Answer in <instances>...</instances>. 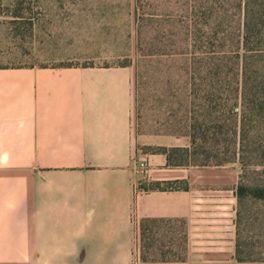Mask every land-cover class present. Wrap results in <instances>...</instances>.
I'll use <instances>...</instances> for the list:
<instances>
[{"label": "crops", "instance_id": "0c3cea01", "mask_svg": "<svg viewBox=\"0 0 264 264\" xmlns=\"http://www.w3.org/2000/svg\"><path fill=\"white\" fill-rule=\"evenodd\" d=\"M1 1L0 264H231L241 172L141 154L137 66L82 65L122 45L113 17Z\"/></svg>", "mask_w": 264, "mask_h": 264}, {"label": "rangeland", "instance_id": "374dc122", "mask_svg": "<svg viewBox=\"0 0 264 264\" xmlns=\"http://www.w3.org/2000/svg\"><path fill=\"white\" fill-rule=\"evenodd\" d=\"M96 1V13L106 15V19L113 17V26L121 28L122 45L106 47L104 52L100 48L95 59L82 65L137 66V147L141 154L166 149L173 161L183 166H232L241 172L239 184L263 186L264 43L251 39L254 49L261 50V57L252 60L250 87L242 94L235 54L244 36L243 1ZM21 2L22 7L33 5V0ZM7 8L0 0V23L11 14ZM202 44L226 52L231 60L221 88L208 65L202 71L201 57L197 56V46ZM197 125L202 129L198 131ZM241 142L246 167L239 160ZM243 211L250 217L245 226L247 234L256 236L264 218V204L247 198ZM146 258L154 263V256ZM231 264H236L235 259Z\"/></svg>", "mask_w": 264, "mask_h": 264}, {"label": "trees", "instance_id": "16d2710c", "mask_svg": "<svg viewBox=\"0 0 264 264\" xmlns=\"http://www.w3.org/2000/svg\"><path fill=\"white\" fill-rule=\"evenodd\" d=\"M244 4V36L243 42L238 45L237 54L238 64L240 66V72L242 76V82L239 85V90L242 94H247L250 87V71L251 62L255 58L261 57V50L254 49L256 45L251 43L252 38L259 39L256 43H264V0H242ZM259 46V45H258ZM197 56L201 57L199 63L204 67L208 65L209 73L215 72L217 78L218 88H221V84H225L224 77L226 76L225 69L227 64L231 62L227 57L226 52L217 51L207 44L197 46ZM70 65V64H63ZM128 63L125 66H130ZM223 72V74H222ZM228 77H230L228 75ZM202 129L200 125H197V130ZM244 142H241L239 146V160L241 164L246 167L244 161ZM155 154H164L167 156L170 166H183L173 161L172 156L168 154L166 149H160ZM262 161L260 166L264 167V144L261 147ZM152 190H173L177 188L187 189L184 184H178L173 182L154 183L150 187ZM247 198H251L254 201H258L264 204V185L263 186H245L239 184L237 188L238 199V211H237V239H236V252L235 263L236 264H264V218L261 226L259 227V233L256 236H249L245 226L250 217L245 215L243 211V204ZM252 220V218H251ZM255 237H257L255 240Z\"/></svg>", "mask_w": 264, "mask_h": 264}, {"label": "built area", "instance_id": "2783aa9c", "mask_svg": "<svg viewBox=\"0 0 264 264\" xmlns=\"http://www.w3.org/2000/svg\"><path fill=\"white\" fill-rule=\"evenodd\" d=\"M137 170L142 177H147L149 170L146 160H141L137 165Z\"/></svg>", "mask_w": 264, "mask_h": 264}]
</instances>
